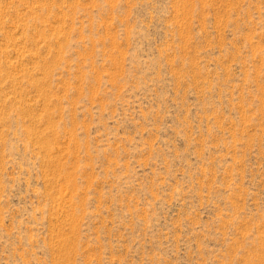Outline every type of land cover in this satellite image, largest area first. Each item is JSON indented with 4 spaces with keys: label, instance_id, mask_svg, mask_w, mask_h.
<instances>
[{
    "label": "rangeland",
    "instance_id": "rangeland-1",
    "mask_svg": "<svg viewBox=\"0 0 264 264\" xmlns=\"http://www.w3.org/2000/svg\"><path fill=\"white\" fill-rule=\"evenodd\" d=\"M0 264H264V0H0Z\"/></svg>",
    "mask_w": 264,
    "mask_h": 264
}]
</instances>
